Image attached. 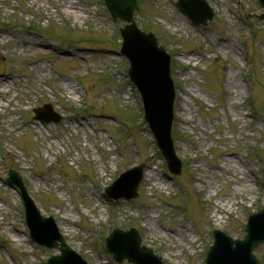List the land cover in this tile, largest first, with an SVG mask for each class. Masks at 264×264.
I'll return each instance as SVG.
<instances>
[{"label": "rangeland", "instance_id": "obj_1", "mask_svg": "<svg viewBox=\"0 0 264 264\" xmlns=\"http://www.w3.org/2000/svg\"><path fill=\"white\" fill-rule=\"evenodd\" d=\"M207 1L215 15L203 27L177 0H140L135 14L172 55L175 146L189 164L175 175L127 76L125 22L104 0H0V76H11L0 84V264H46L60 253L29 236L10 168L89 264H131L106 249L115 228L135 227L167 264H205L214 229L244 236L249 214L264 207L263 8L259 0ZM45 103L63 120H37L32 110ZM141 162L137 198L104 193ZM255 253L264 264V244Z\"/></svg>", "mask_w": 264, "mask_h": 264}, {"label": "water", "instance_id": "obj_2", "mask_svg": "<svg viewBox=\"0 0 264 264\" xmlns=\"http://www.w3.org/2000/svg\"><path fill=\"white\" fill-rule=\"evenodd\" d=\"M178 6L192 21L206 25L213 19L214 11L206 0H178ZM114 19L127 22L121 29L124 42L122 53L131 66L129 75L141 92L145 108V118L156 138L162 154L173 173L182 170V160L178 156L172 135L175 117L176 89L171 76V56L160 46L153 33L139 29L134 20L139 9V0H105ZM264 7V0H260ZM264 18V13L261 15ZM37 118L49 122L60 121L61 117L45 105L34 110ZM145 163L123 172L108 189L114 199L138 196V188L144 177ZM8 182L17 185L25 200L27 222L31 236L40 245L58 247L61 254L52 256L48 264H87L82 256L69 247L53 218L43 217L33 200L28 196L25 184L14 170H10ZM244 239H234L220 230L214 231L215 241L208 250L206 264H260L253 250L264 242V209L249 216ZM107 247L119 262L128 259L133 264H166L161 256L141 244L140 234L135 228L114 229L107 238Z\"/></svg>", "mask_w": 264, "mask_h": 264}, {"label": "bare ground", "instance_id": "obj_3", "mask_svg": "<svg viewBox=\"0 0 264 264\" xmlns=\"http://www.w3.org/2000/svg\"><path fill=\"white\" fill-rule=\"evenodd\" d=\"M69 3H73V0H69ZM26 43L27 44H30L29 46H28V49H33V50H35V51H40V49H39V47L38 46H40L41 44H38V46L37 45H35V44H31V43H35L33 40H26ZM9 78H11V76H8V75H6V76H3V75H1L0 76V84L2 85V86H4V85H9V83H10V81H9ZM71 89H73L74 91H77V89H76V87L74 86V87H72ZM80 123L81 124H84V126L83 127H85V123H83V121H80ZM154 174V172L153 173H150L148 176H147V178H148V180H150V178L152 177V176H154L153 175ZM245 190H252V188L251 187H249V186H246L245 187ZM1 209V208H0Z\"/></svg>", "mask_w": 264, "mask_h": 264}, {"label": "trees", "instance_id": "obj_4", "mask_svg": "<svg viewBox=\"0 0 264 264\" xmlns=\"http://www.w3.org/2000/svg\"><path fill=\"white\" fill-rule=\"evenodd\" d=\"M188 165V162H185V166Z\"/></svg>", "mask_w": 264, "mask_h": 264}]
</instances>
